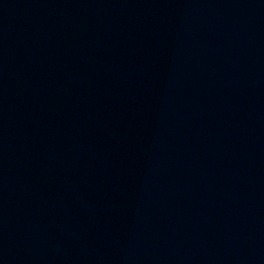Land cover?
<instances>
[{"label": "water", "instance_id": "obj_1", "mask_svg": "<svg viewBox=\"0 0 264 264\" xmlns=\"http://www.w3.org/2000/svg\"><path fill=\"white\" fill-rule=\"evenodd\" d=\"M0 264H264V0H0Z\"/></svg>", "mask_w": 264, "mask_h": 264}]
</instances>
